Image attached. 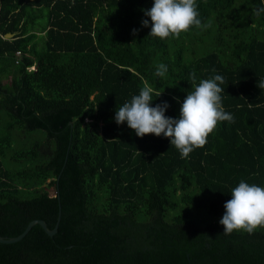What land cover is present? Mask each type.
<instances>
[{
  "label": "trees",
  "instance_id": "16d2710c",
  "mask_svg": "<svg viewBox=\"0 0 264 264\" xmlns=\"http://www.w3.org/2000/svg\"><path fill=\"white\" fill-rule=\"evenodd\" d=\"M153 2L0 0V235L61 210L54 234L0 242V264H264V228L219 223L241 179L264 187V0H197L211 27L163 40ZM193 72L224 77L235 122L188 158L116 123L145 85L178 118Z\"/></svg>",
  "mask_w": 264,
  "mask_h": 264
},
{
  "label": "clouds",
  "instance_id": "9594fccd",
  "mask_svg": "<svg viewBox=\"0 0 264 264\" xmlns=\"http://www.w3.org/2000/svg\"><path fill=\"white\" fill-rule=\"evenodd\" d=\"M261 12H264V8L256 10L257 15ZM199 15L197 0H154L152 7L145 10V16L151 21L150 35L162 40L170 36L179 38L192 26L210 28V23L202 24ZM142 25L149 26V20H143ZM167 71V66L160 63L156 66L155 75L164 77ZM196 79L195 73H191L193 90L184 99L178 118L165 115L169 107L167 102L152 107L154 89L145 85L138 95H133L129 102L116 110V123L120 125L126 122L141 138L148 134L156 137L163 135L179 150L181 158H188L194 149L202 148L207 143L209 134L216 129L218 122H235L234 116L226 112L222 104L221 94L225 90L220 85L224 84V77L217 74L210 79L200 80L198 84ZM258 87L264 89V81L259 82ZM155 95L159 97L161 93ZM231 197L224 204L225 211L219 221L223 225L224 235L240 230L253 234L264 228V187L241 179L238 186L231 190Z\"/></svg>",
  "mask_w": 264,
  "mask_h": 264
},
{
  "label": "water",
  "instance_id": "95a60500",
  "mask_svg": "<svg viewBox=\"0 0 264 264\" xmlns=\"http://www.w3.org/2000/svg\"><path fill=\"white\" fill-rule=\"evenodd\" d=\"M12 35H13V33H11V32L6 33V36L10 37ZM60 217H61V210H60V205H59L56 222L52 228L48 227V225L44 219L34 218V219H31L26 224L25 228L20 233H18L17 235H14V236H2V235H0V242H14V241L19 240L20 238H22L27 233V231L30 229V227L32 225H34L35 223H39L48 234L52 235L57 231Z\"/></svg>",
  "mask_w": 264,
  "mask_h": 264
},
{
  "label": "built area",
  "instance_id": "2783aa9c",
  "mask_svg": "<svg viewBox=\"0 0 264 264\" xmlns=\"http://www.w3.org/2000/svg\"><path fill=\"white\" fill-rule=\"evenodd\" d=\"M19 53H20V50H17V51H16V55H18ZM16 62H18L17 59H16ZM33 67H34L33 65L30 66V68H33Z\"/></svg>",
  "mask_w": 264,
  "mask_h": 264
}]
</instances>
